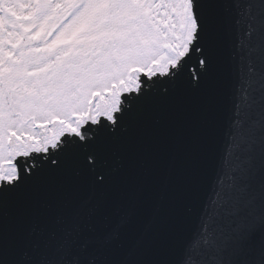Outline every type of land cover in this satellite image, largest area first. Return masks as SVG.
<instances>
[{
    "label": "snow or ice",
    "instance_id": "6c2138e0",
    "mask_svg": "<svg viewBox=\"0 0 264 264\" xmlns=\"http://www.w3.org/2000/svg\"><path fill=\"white\" fill-rule=\"evenodd\" d=\"M0 264H264V0H0Z\"/></svg>",
    "mask_w": 264,
    "mask_h": 264
},
{
    "label": "water",
    "instance_id": "95a60500",
    "mask_svg": "<svg viewBox=\"0 0 264 264\" xmlns=\"http://www.w3.org/2000/svg\"><path fill=\"white\" fill-rule=\"evenodd\" d=\"M229 56H230V47L226 40L223 45V49H222V57H223L225 66H227ZM226 110H227V97H225L223 104L217 109L216 114H215V122H216V128H217V136H216L217 143H219L221 139V130L224 125Z\"/></svg>",
    "mask_w": 264,
    "mask_h": 264
}]
</instances>
